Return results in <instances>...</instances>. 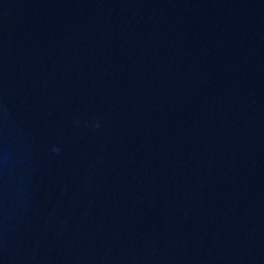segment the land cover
Wrapping results in <instances>:
<instances>
[{"label": "water", "instance_id": "1", "mask_svg": "<svg viewBox=\"0 0 264 264\" xmlns=\"http://www.w3.org/2000/svg\"><path fill=\"white\" fill-rule=\"evenodd\" d=\"M0 264H264V0H0Z\"/></svg>", "mask_w": 264, "mask_h": 264}]
</instances>
